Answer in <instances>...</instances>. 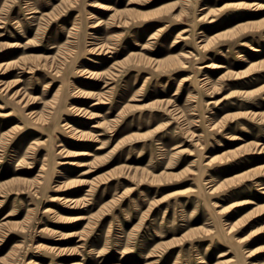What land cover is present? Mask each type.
Returning a JSON list of instances; mask_svg holds the SVG:
<instances>
[{"label": "rangeland", "instance_id": "rangeland-1", "mask_svg": "<svg viewBox=\"0 0 264 264\" xmlns=\"http://www.w3.org/2000/svg\"><path fill=\"white\" fill-rule=\"evenodd\" d=\"M260 6L0 0V264H264Z\"/></svg>", "mask_w": 264, "mask_h": 264}, {"label": "bare ground", "instance_id": "bare-ground-1", "mask_svg": "<svg viewBox=\"0 0 264 264\" xmlns=\"http://www.w3.org/2000/svg\"><path fill=\"white\" fill-rule=\"evenodd\" d=\"M102 7V6H100ZM103 8V7H102ZM104 9V8H103ZM105 9H108V6L105 7ZM259 10H264V6H260L259 7ZM120 15H122L123 13L124 14H127V13H130L128 14L129 15V18H130V15H132V11L131 10H126V13L124 11L122 12H118ZM160 14V10L159 11H156V12H149V13H146V14H143V18H150V17H153V16H156V15H159ZM206 15V14H205ZM122 16H125V15H122ZM139 15L136 16V18H138ZM133 18V17H132ZM100 23V21H95L94 24H93V28L96 27L98 24ZM199 42H203V39H199L198 40ZM210 40H207L206 42H204L202 45L204 47H208L209 44H210ZM2 45V44H1ZM89 45L91 46V48L89 49V51H91L92 53L94 54H104V55H108L111 53L110 49H111V45L109 44H103L101 42L98 41V38H97V35L95 32L91 33V37H90V40H89ZM2 47V46H1ZM2 50V49H0ZM110 57V56H108ZM128 58V57H127ZM126 58V60H127ZM182 66H185V64H183ZM203 67H210L209 64L207 65H204ZM220 67V66H218ZM88 74H91L93 75L92 73H88ZM90 75V76H91ZM110 76V75H109ZM106 80H109V78H106ZM106 82V81H104ZM24 91L23 89H17L14 91V93H12V96L13 97H16L18 96L17 98V101H20L23 96H24ZM91 95H96L95 98H97L99 101L101 100V98H99V94H92L91 92H82V93H78V97L79 98H89ZM95 104H98V101L96 100ZM72 110L75 114L77 115H80L81 117L85 118V119H90L92 117H94L95 115L93 114H87V111L84 110L83 108L81 107H75V106H72ZM31 114H33L32 112H30ZM96 127V124L94 125ZM66 127L68 128V130H70V132L74 133V132H78V135H79V140L82 139L81 141H92L94 140L92 137H86L84 135V133L80 132V130L78 129H75L69 125H66ZM86 138V139H84ZM261 147L262 149L264 148V145L261 144ZM260 152V150H259ZM79 155H82V156H87V155H90L89 152L85 151V150H82L79 152ZM213 159H215V157H212L208 160V162L212 161ZM229 159V158H228ZM91 169H87V170H84L82 172V174H86L88 171H90ZM161 181V179H159ZM83 181V180H82ZM157 181V180H156ZM226 185V183H223V184H218L216 186H213L210 188V191H215V190H218V189H221L223 188L224 186ZM74 203H76L77 201H73ZM247 202H244V204H246ZM223 210H226V207H223L221 209V211ZM236 227V223L231 225L229 228H228V232L232 231L234 228Z\"/></svg>", "mask_w": 264, "mask_h": 264}, {"label": "crops", "instance_id": "crops-1", "mask_svg": "<svg viewBox=\"0 0 264 264\" xmlns=\"http://www.w3.org/2000/svg\"><path fill=\"white\" fill-rule=\"evenodd\" d=\"M227 4V3H226ZM226 4H224L223 6H225ZM205 9V8H204ZM204 16H207V13H206V15L204 14ZM263 145V144H262ZM260 146H261V144H260ZM262 148V147H261ZM254 152V151H253ZM256 153H257V151H256ZM247 174V173H246ZM252 177V174H250L249 173V175L248 176H244L243 178H246V177H249V178H251ZM229 185V184H228Z\"/></svg>", "mask_w": 264, "mask_h": 264}]
</instances>
